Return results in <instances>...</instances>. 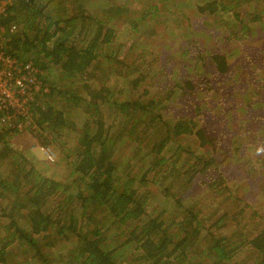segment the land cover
I'll list each match as a JSON object with an SVG mask.
<instances>
[{"label": "trees", "instance_id": "obj_1", "mask_svg": "<svg viewBox=\"0 0 264 264\" xmlns=\"http://www.w3.org/2000/svg\"><path fill=\"white\" fill-rule=\"evenodd\" d=\"M185 1L11 0L0 15L45 89L23 129L0 108V264H264V202L238 191L264 195V0H194L208 45L181 31L166 47Z\"/></svg>", "mask_w": 264, "mask_h": 264}, {"label": "built area", "instance_id": "obj_2", "mask_svg": "<svg viewBox=\"0 0 264 264\" xmlns=\"http://www.w3.org/2000/svg\"><path fill=\"white\" fill-rule=\"evenodd\" d=\"M10 2L11 0H0V15L5 13ZM8 30L16 31L15 25H10ZM4 42V29L0 28V108L10 113L11 117L19 116L16 124L23 129L32 117L29 104L40 101L45 89L36 76L38 73L33 63L19 60L7 53Z\"/></svg>", "mask_w": 264, "mask_h": 264}, {"label": "rangeland", "instance_id": "obj_3", "mask_svg": "<svg viewBox=\"0 0 264 264\" xmlns=\"http://www.w3.org/2000/svg\"><path fill=\"white\" fill-rule=\"evenodd\" d=\"M185 2L187 4V6H181L180 7L177 4L174 5V6H171V9L173 11H176V14L178 15L177 17L180 18L181 20H184V24L182 25L183 27L180 28V30H179V28H177L178 25H176L175 22H173L172 19L170 18L168 23H169V29H171V32H169V34L166 35V39H163L162 41L165 44V46H166V43L168 44V46H166V47H172V48L175 49L177 47V45L179 44L180 40L184 39L183 34L180 35V32L183 31V33H187V31H188L192 38L197 39L198 45L201 46L200 48H202V47L208 45L209 41H206L205 37L201 36V31H203V30L206 31L208 29V27H209L208 24L210 23V21L208 19H206V18H201V16L197 15L193 11L194 0H186ZM99 8H100V5H99V3L96 2L95 5L93 6V11L94 10H98ZM179 8H180L181 13H178V9ZM169 17H173V14H169ZM167 31H168V29H167ZM125 32H126V28L125 27H123L122 29L119 28L117 30V35L119 37L123 38L126 35ZM162 33H166V32L162 30ZM262 33H264V31ZM142 41H143V36H142ZM258 42L259 41H257V43ZM165 46L163 48H159V49L167 50ZM165 59L167 61H169V59L167 57H165ZM231 62L232 63H237V68L240 69L239 62H237L236 60L235 61H231ZM234 67H235V69H237L235 65H234ZM257 74H259L262 77L261 79L263 80V83H264V69H260L259 71H257ZM260 84H262V82ZM260 88H262V87H260ZM155 91H156V89H155ZM239 95H243V94L239 93ZM251 107H252V109L251 108L249 109V108L245 107L244 104H241V105H239V109L238 110H237L236 107L232 108L231 106H229L228 109L224 108V109L227 110V113L229 114L228 115L229 119H228L227 122L236 123V122H238V120H240L242 118H248L246 114H249V113H251L253 111L255 113L259 112L260 108H258L259 106H257V103H255V104L253 103V105H251ZM237 112H238V114H237ZM221 113H223V111H221ZM73 115L74 114H71V117ZM74 117H75V119H79L81 116L74 115ZM235 128H236V126H235ZM235 131H237V130H235ZM32 154L34 156V161L35 162L37 160L38 161L44 160L43 157L47 158L48 160H50V158L47 157L48 153L46 152V150L45 149H40L37 146H35L32 149ZM243 154H250V153L249 152H243ZM48 170H49L48 173L51 175L52 169H49V167H46L45 169L41 170V172L44 173V174H47L45 172H47ZM263 170H264V168H263ZM239 182H241V180H233L231 182V185L233 184V186H236V184H239ZM155 186L156 185L153 184L152 181L149 182L150 190H153L155 193H157L158 191L155 188ZM256 188H253L251 185H247L246 184L245 186L240 187L238 191H240V194L245 193V192L251 193L253 195V198L250 201L252 204H253L254 201L264 202V195L263 196L261 194L260 195L259 194L255 195L258 192Z\"/></svg>", "mask_w": 264, "mask_h": 264}]
</instances>
